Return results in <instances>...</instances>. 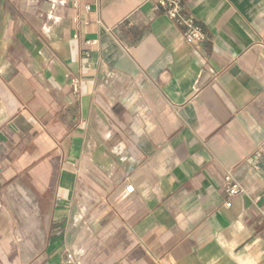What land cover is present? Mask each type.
I'll return each mask as SVG.
<instances>
[{"label":"crops","instance_id":"crops-1","mask_svg":"<svg viewBox=\"0 0 264 264\" xmlns=\"http://www.w3.org/2000/svg\"><path fill=\"white\" fill-rule=\"evenodd\" d=\"M152 3L0 0V264H264V0Z\"/></svg>","mask_w":264,"mask_h":264},{"label":"built area","instance_id":"built-area-1","mask_svg":"<svg viewBox=\"0 0 264 264\" xmlns=\"http://www.w3.org/2000/svg\"><path fill=\"white\" fill-rule=\"evenodd\" d=\"M75 1V0H73ZM152 1L153 10H161L163 15L171 22L181 23L186 29L185 39L188 43H200L204 40L201 30L195 25L192 18L185 17L181 14V0H150ZM224 188L229 198L235 197L242 193L241 186L238 182L234 181L230 174H227L224 179ZM125 191L128 194L134 192L132 185H127ZM226 207L230 206V203L225 204ZM60 264H77L73 255L64 250L60 260Z\"/></svg>","mask_w":264,"mask_h":264}]
</instances>
